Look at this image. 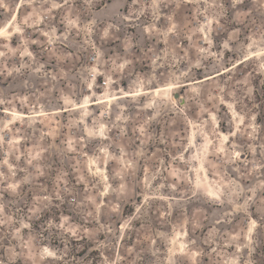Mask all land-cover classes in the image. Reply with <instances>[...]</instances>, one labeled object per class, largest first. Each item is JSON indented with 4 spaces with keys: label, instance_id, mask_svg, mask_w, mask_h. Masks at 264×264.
<instances>
[{
    "label": "rangeland",
    "instance_id": "1",
    "mask_svg": "<svg viewBox=\"0 0 264 264\" xmlns=\"http://www.w3.org/2000/svg\"><path fill=\"white\" fill-rule=\"evenodd\" d=\"M0 264H264V0H0Z\"/></svg>",
    "mask_w": 264,
    "mask_h": 264
},
{
    "label": "bare ground",
    "instance_id": "2",
    "mask_svg": "<svg viewBox=\"0 0 264 264\" xmlns=\"http://www.w3.org/2000/svg\"><path fill=\"white\" fill-rule=\"evenodd\" d=\"M164 89H162V88H160V89H154V90H150V91H148L147 93H149V94H152V93H158L159 91H163ZM133 96H135V94L134 95H131V94H126V95H124V96H119V97H114V98H107V100H105V101H99V102H97L96 103V105H98V104H102V103H107L108 105H110V103L112 102V101H114V100H119V99H123V98H130V97H133ZM168 96V95H167ZM86 106H88V104L87 105H84L83 107H86ZM83 107H80V108H83ZM21 117H23V118H26L27 116L26 115H20ZM223 137V136H222ZM224 137L225 138H227V135H225L224 134ZM223 137V138H224ZM224 138V139H225ZM210 189V188H209ZM209 191H211V190H209ZM213 192V191H212Z\"/></svg>",
    "mask_w": 264,
    "mask_h": 264
},
{
    "label": "water",
    "instance_id": "3",
    "mask_svg": "<svg viewBox=\"0 0 264 264\" xmlns=\"http://www.w3.org/2000/svg\"><path fill=\"white\" fill-rule=\"evenodd\" d=\"M175 98H178L177 96H175Z\"/></svg>",
    "mask_w": 264,
    "mask_h": 264
}]
</instances>
